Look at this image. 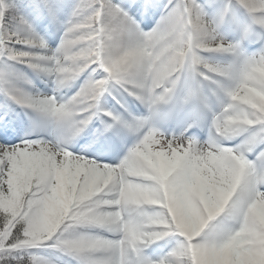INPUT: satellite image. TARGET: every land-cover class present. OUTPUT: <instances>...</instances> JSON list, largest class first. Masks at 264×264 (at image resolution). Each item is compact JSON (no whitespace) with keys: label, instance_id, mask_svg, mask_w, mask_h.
Segmentation results:
<instances>
[{"label":"snow or ice","instance_id":"6c2138e0","mask_svg":"<svg viewBox=\"0 0 264 264\" xmlns=\"http://www.w3.org/2000/svg\"><path fill=\"white\" fill-rule=\"evenodd\" d=\"M0 264H264V0H0Z\"/></svg>","mask_w":264,"mask_h":264},{"label":"rangeland","instance_id":"374dc122","mask_svg":"<svg viewBox=\"0 0 264 264\" xmlns=\"http://www.w3.org/2000/svg\"><path fill=\"white\" fill-rule=\"evenodd\" d=\"M42 87H44V86H42Z\"/></svg>","mask_w":264,"mask_h":264}]
</instances>
